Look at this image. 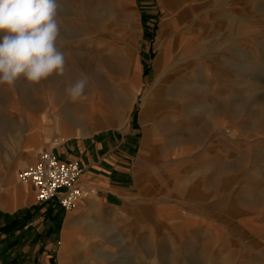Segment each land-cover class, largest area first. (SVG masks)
Here are the masks:
<instances>
[{"label":"rangeland","instance_id":"1","mask_svg":"<svg viewBox=\"0 0 264 264\" xmlns=\"http://www.w3.org/2000/svg\"><path fill=\"white\" fill-rule=\"evenodd\" d=\"M174 1L60 0L64 76L0 86V213L28 191L18 172L61 136L135 124L137 164L164 171L166 224L128 204L119 222L80 231L68 262L63 235L53 264H264V0ZM169 72L175 112L141 124L147 90ZM81 75L88 87L71 102Z\"/></svg>","mask_w":264,"mask_h":264},{"label":"crops","instance_id":"2","mask_svg":"<svg viewBox=\"0 0 264 264\" xmlns=\"http://www.w3.org/2000/svg\"><path fill=\"white\" fill-rule=\"evenodd\" d=\"M173 1L160 0V4L173 6L176 2ZM161 37V32H158V41ZM171 72L164 74L147 90L139 112L141 124L149 116L146 113L157 118L166 112H175L177 103H172V93L167 87L174 77L175 72ZM166 100H170V103ZM136 128L134 124L124 134L99 129L86 136H61L52 143L50 151L57 154L59 159L76 160L83 164L84 172L79 178L82 196L75 208L64 211L55 200L37 203L31 185L24 183L28 185L25 196L13 194L12 203L16 207L12 210L1 208L0 264H53L56 242L60 241L61 247L65 245L63 235H66L68 246L72 247L68 254L64 252L68 262L79 255L75 245H80V238H83L80 231L87 230L88 226L92 231L101 229L105 224L119 222L118 211L128 204L142 203L148 210L153 208L156 228L166 224L168 189L161 178L164 171L157 172V176L150 159L142 166L137 164L134 157L138 146ZM148 148V133L144 132L139 154L147 155ZM188 197H193L189 190L185 198ZM200 199L209 201L212 197L205 193ZM62 249L64 251V247Z\"/></svg>","mask_w":264,"mask_h":264},{"label":"clouds","instance_id":"3","mask_svg":"<svg viewBox=\"0 0 264 264\" xmlns=\"http://www.w3.org/2000/svg\"><path fill=\"white\" fill-rule=\"evenodd\" d=\"M60 9V0H0V86L64 76L66 61L57 47ZM87 87L88 77L81 75L66 86V96L75 102Z\"/></svg>","mask_w":264,"mask_h":264},{"label":"built area","instance_id":"4","mask_svg":"<svg viewBox=\"0 0 264 264\" xmlns=\"http://www.w3.org/2000/svg\"><path fill=\"white\" fill-rule=\"evenodd\" d=\"M84 166L79 161H63L50 150H43L37 160L20 170L18 180L29 183L37 203L55 200L64 211L75 208L82 196L79 178Z\"/></svg>","mask_w":264,"mask_h":264},{"label":"bare ground","instance_id":"5","mask_svg":"<svg viewBox=\"0 0 264 264\" xmlns=\"http://www.w3.org/2000/svg\"><path fill=\"white\" fill-rule=\"evenodd\" d=\"M143 102H144V101H143ZM89 133H90V132H89ZM89 133H88V134H89ZM63 239H64V238H63Z\"/></svg>","mask_w":264,"mask_h":264}]
</instances>
